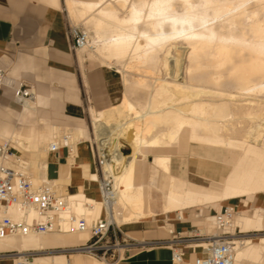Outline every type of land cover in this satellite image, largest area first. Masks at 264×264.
Segmentation results:
<instances>
[{
    "label": "bare ground",
    "instance_id": "6f19581e",
    "mask_svg": "<svg viewBox=\"0 0 264 264\" xmlns=\"http://www.w3.org/2000/svg\"><path fill=\"white\" fill-rule=\"evenodd\" d=\"M128 1L65 2L71 18L93 27V31L89 32L79 28L90 39L89 45L81 50L92 51L105 64L111 66L113 60L117 64L124 62L125 70L122 71L131 70L128 72L133 73L132 70L137 72L157 68L162 58L159 54L161 49L165 50L167 56L172 51L181 58V71L179 75H173V81L155 79L157 83L150 95L151 101L136 104L125 94L117 107L104 110L106 112L103 114L98 112L102 119L106 114L105 118L114 119V122L102 123L100 117L93 116L101 145L108 144L110 149L119 151V139L122 138L132 149V154L126 158L120 152L122 169L113 171L115 192L111 201L101 204L111 215L110 221L122 225L131 221L127 218L129 213L145 216L142 189L134 184L136 162L142 161L140 156L146 158L147 153L160 152L176 145L185 131L189 133L190 143L239 151L240 154L233 158V168L221 185L183 184L171 178L170 191L166 196L167 211L263 193L264 118L260 117V113L264 106L255 105L244 97L264 92V0H137V4H128ZM119 11L127 16L121 17ZM141 25L143 28H140ZM169 63L165 60L162 70H167ZM172 74L170 72L167 76ZM123 79V84H127L130 78L124 76ZM135 82L149 85L142 79ZM227 82L235 93H225L220 89ZM210 92L212 95L208 96ZM209 102V105L216 106L218 118L215 120L210 119L206 105ZM231 111L239 117L231 115ZM231 116L239 118L244 125L231 123ZM244 122L251 125L245 126ZM1 137L13 144L11 139ZM57 138L58 135L53 137L48 151ZM76 143L71 135L70 144ZM154 164L168 175L171 156L155 154ZM26 170L32 174L36 185L48 180L41 173L37 174V180L28 168ZM75 208L77 214L80 212L79 216L83 217L86 212L95 209H87L82 202L75 203ZM261 222V215L254 211L250 216L237 217L236 214L234 220L226 225L225 233L232 237L239 233L249 235L252 233L249 231L261 228ZM17 238H21L24 248L41 247L48 241L36 235ZM262 238L258 234L246 238L245 243L237 248L235 264L243 259L261 261L264 256ZM26 252L33 251L19 255ZM49 261L56 262L44 256L36 258L39 263Z\"/></svg>",
    "mask_w": 264,
    "mask_h": 264
},
{
    "label": "crops",
    "instance_id": "0c3cea01",
    "mask_svg": "<svg viewBox=\"0 0 264 264\" xmlns=\"http://www.w3.org/2000/svg\"><path fill=\"white\" fill-rule=\"evenodd\" d=\"M59 7V0H0V60L8 74L12 72L20 74L24 67L22 62L30 58H45L46 56L48 62H54L63 68L66 67V69H54V72L64 77L69 75L73 77V74L67 68L74 67L76 60H79L81 63L87 60L84 58L78 59V57L76 59L75 52L71 48L70 27L65 14ZM78 77H81V75H78ZM95 78L100 83V86L104 83L105 87L101 86L100 91L92 93L90 101L96 103L98 109H103L116 102L115 94L112 92L114 83L105 70H102ZM19 79L27 80L25 77ZM66 91L69 99L70 97L75 98L77 96L76 88L71 83L66 86ZM45 103L46 98L43 95V91L38 92L35 100L22 106L15 100L12 89H3L0 92V134L13 141L14 147L19 151L17 153L18 160H20L21 164L25 162L34 175L36 173L45 174V178L55 182L61 192L69 196L71 200L81 199L82 201H89L94 204L96 206L94 207V211L88 212V215L85 214V218L89 220L92 215L100 212L101 202L99 200L101 199V195L99 190V171L93 157L91 145L88 142L89 136L86 127L84 128L82 125L73 126L72 133L82 136L83 140L77 139L79 145L75 148V156L70 157L66 150H61L59 153L54 154L44 149L46 143L51 140L52 131L56 130L57 133L59 132L60 129L58 127L42 130L34 127L26 134L19 131L12 123V117H17L23 122L29 121V119L34 117L39 108L46 105ZM73 104L78 105L75 102L65 101L64 109L71 116H78V109ZM24 154L26 158L23 157ZM142 163L143 160L136 162L134 184L142 189L145 215L149 213V215H153L155 218L152 220L140 218V222L122 224H135V226L127 228L125 232L132 235L135 238L134 240L145 242L146 246L131 249L129 256L119 264H172L170 249L168 247L152 245L151 243L169 240L173 238L174 234L181 236L191 235L203 228L204 219L203 214L198 218L197 211H188L200 205H194L191 208L188 207L183 210L167 211L168 203L166 196L170 191L171 184L167 189L166 183H170L171 178H175V180L182 183L192 182L203 186L209 185V183L221 185L227 179L232 169L226 174L224 164L220 160L212 159L210 156L205 155L173 158L168 175L160 171L154 164L155 170L163 173L166 181L159 188L165 198L163 213L157 215L152 208L153 204L156 203L152 193L148 192L147 196L145 194V189L148 185L143 178L145 176V172H143L144 167H146L145 165L142 168L141 180ZM146 174L148 176V173ZM151 174L148 177L149 179L153 177V174ZM251 198H255L256 200L257 208L254 212L261 215L262 222L259 230L249 232L264 231V192L247 198L227 201H238L236 202L238 206L235 209L237 217H244L246 214L250 216L253 212L248 215V211L242 209L247 203L244 201V204H242V201ZM212 212L210 210V213ZM180 214L182 215V220H178ZM104 216V211H101L99 217L103 218ZM212 218L213 216L210 218L211 221ZM213 229L214 223L207 227L206 232L213 234ZM173 231L174 234L171 235ZM122 233L124 234V232ZM53 235L64 237L61 240L58 238L52 239L47 241L46 245L38 247L48 246L46 249L52 250L68 248L88 240V238L85 239L86 235H79L77 237L67 234ZM256 237L261 238L259 236ZM66 243L70 244L66 245ZM23 249L21 238L7 239L0 242V264H15L14 257L8 255V253L19 252L22 254L24 252ZM194 249L197 255H201V250L198 247ZM263 253L264 250L262 251ZM191 255V253H186L185 257L189 258ZM44 257L53 259L60 264L68 263L64 255ZM70 264L100 263L98 261H87L79 255H72ZM238 264H264V256L261 261L243 259Z\"/></svg>",
    "mask_w": 264,
    "mask_h": 264
},
{
    "label": "built area",
    "instance_id": "2783aa9c",
    "mask_svg": "<svg viewBox=\"0 0 264 264\" xmlns=\"http://www.w3.org/2000/svg\"><path fill=\"white\" fill-rule=\"evenodd\" d=\"M71 48L74 52L89 45V36L79 28L70 30ZM10 88L14 92L15 100L22 106L25 101L35 99L30 87L9 76L0 60V92ZM71 134L58 136L49 151L57 154L61 150L70 151L69 156H75V148L79 144H70ZM93 157L99 171V186L102 203L111 201L115 192V178L113 171H119L120 152L110 149L108 144L90 143ZM121 155L122 152H121ZM119 158V159H118ZM61 192L59 186L50 180L36 185L29 173L18 160L14 145L3 140L0 135V241L10 238L27 237L30 235L45 236L51 234H67L72 236L87 235L88 240L73 247L49 250L43 255H64L70 264L73 254L90 257L100 264H119L129 256V251L136 247L146 246L145 242H138L126 236L117 224L110 221L111 215L104 207L103 218L88 220L76 213L75 203ZM84 207L93 209L94 204L83 202ZM203 211L197 213V217ZM237 211L226 206L220 213L213 216L218 233L208 234L204 228L191 235H176L173 238L152 245L168 247L171 252L172 264H235L237 248L245 243V239L258 234L262 236L264 246V231L252 232L249 235L238 234L232 237L225 233V227L234 220ZM182 215L178 220H182ZM205 244V246H203ZM200 246L202 254L197 255L195 247ZM186 253L191 257L186 258ZM15 264H57L54 261L46 263L36 262L39 253L10 252Z\"/></svg>",
    "mask_w": 264,
    "mask_h": 264
},
{
    "label": "rangeland",
    "instance_id": "374dc122",
    "mask_svg": "<svg viewBox=\"0 0 264 264\" xmlns=\"http://www.w3.org/2000/svg\"><path fill=\"white\" fill-rule=\"evenodd\" d=\"M59 1H60L59 9H61L63 11V13L65 14V17L67 19L70 30L72 28H83L87 32L93 31L92 30L93 27L91 24H88L89 25L88 26L87 24L85 25V22H83L81 20L71 18V16L68 14V11L66 8V4H65L66 0H59ZM135 1H137V0H130V1H128V4L136 3ZM125 11H126V9H125ZM119 15L121 17L127 16V14H125L122 11H119ZM140 28H143V26L141 25ZM159 54L162 58H160V56H158L160 58L159 59L160 64L158 65L157 68L150 67L151 69H149L147 71L141 70V71H137V72L135 70H132L133 71V73H132V72H128L131 70H128L127 72L122 71V69H124V62L117 64V62L115 60H113V61H111L112 65L110 66L108 64L103 63V60L99 59L98 56H96L94 53H92V51L80 50V51L75 52L76 59L78 57V59L84 58L87 60L82 62V63L79 62V60H76V64L74 65V67H68L67 68V70L73 74V77L70 75L64 77V76H61L59 73L54 72V69H64V68L66 69V67L63 68L61 65H58L54 62H48V60L46 59V56H45V58H41V57L30 58L29 60L22 62L23 66H24L22 69V73L18 74V73L12 72V73H9V76L13 77V79H15V80L22 81L28 87H30L32 89L33 93L35 94V98L38 96V92L43 91V95L46 98V103H45L46 105L44 107L42 106L41 108H39V110L35 113L34 117L29 119V121L23 122V121H20L17 117H12V123L19 131H21L22 133H26V134H28L30 132V129L34 128V127L36 129H39V130H42L45 128L58 127L60 129L59 132L57 133L56 130L52 131L51 138H50L51 140H49L46 143V146L44 147L45 150H48V144L53 141V137L55 135L59 136L61 134L70 133L73 137L74 142H79L77 140L79 138L81 139L80 141H82L83 140L82 136H79V135L72 133L73 132L72 128L75 125H82V126H84V128L86 127V129L88 131V136H89V139H88L89 143H91V142L98 143V141H99L98 131H97V128L95 125L94 117L99 118L100 114H101L100 112H102V114H103L104 110L108 111L112 107H117L121 103V101L123 100L122 97L125 94L128 96V98L132 102H134L136 104L137 103L145 104V103L152 100L150 95L152 94L153 89H155V85L157 83L155 81V79L163 78L167 81H173L174 80L173 75L174 74L176 76L179 75V72L181 71L180 67H182L181 58H180L179 54L177 52L170 51V54L167 56L165 54L164 49H161ZM25 59H27V58H25ZM165 60L170 61V63H169V67H167V70L165 69V71H164V69L162 70V64ZM156 69H157V71H156ZM159 69H161V70L158 72ZM102 70H105L106 72H108L110 79L113 80L114 84L112 87V92L115 94L114 96L116 97V102L113 103L112 105H109L106 108L98 109L96 107V103L90 101V95H92V93H94L96 91H100L101 86L105 87L104 83L100 86V83H98V80L95 78L99 73H101ZM168 70H169V72H167ZM170 72L173 73L172 76H167V74L169 75ZM78 75H81V77H78ZM124 76H125V78L127 77V79L130 78L129 79L130 82L128 81L127 84H123V83H125L123 81ZM21 77H23V78L25 77L27 80H20L19 78H21ZM139 79L145 80L146 82H148L149 85L144 86L140 83H136L135 81L139 80ZM70 83L75 86L76 91H77V93H76L77 96L75 98L70 97V99H69L68 93L66 91V86ZM200 84H202V83H200ZM229 84L227 82V84H224L220 89L223 90L225 93H235V89ZM210 95H212L211 92L208 94V96H210ZM249 97H251V99ZM207 98H209V97H207ZM244 98L249 99L248 101L252 102L255 105L261 104L262 106H264V92H258V93L255 92V93L247 95V97L245 96ZM33 100H35V99H33ZM65 101H71V102H75L78 104V105L73 104V106L78 109V112H79L78 116H74V115L71 116L69 113H67L65 111V109H64ZM248 101L246 100V103ZM209 104H211V103L209 102L208 104H206V105H208V110L210 111L209 116H211V118L210 117L209 118L212 120H215L218 118V114H216L217 113L216 106L214 105L215 106L214 107V106H211ZM211 110L214 112H211ZM263 111L264 110H261V113H260L261 116L259 115L261 118H264V114H262V113H264ZM91 112H92V114H91ZM98 112L100 114H98ZM231 113H232L231 115H233L234 112L231 111ZM258 114H259V112H258ZM103 116H104L103 119L100 117L102 120V123H105V122L107 123V121L108 122H114L113 121L114 119H108V118L106 119L105 118V117H107L106 114H104ZM233 116L239 117L238 115H233ZM92 117H93V120H92ZM235 117L231 116L230 117L231 119L229 118L231 123L238 125V126H241V125L243 126L244 124L240 123L242 121L239 120V118H235ZM77 118L80 120H78ZM234 119H235V121L233 122L232 120H234ZM237 122H238V124H237ZM247 124L251 125L250 123L246 122L245 126H247ZM263 127H264V125H263ZM129 134H130V132H129ZM122 140H123L122 138L119 139V142H120L119 150H121L123 156L126 158L132 154V149L128 146V144L124 140L123 141ZM20 148L22 149V147H20ZM15 151L17 153L19 152L17 150V148L15 149ZM158 153L159 154H169L171 156V160L173 158H176V157H188V156H192V155L210 156L212 159L220 160L224 164V169H225L226 174H228L229 171L232 169L233 158H235L238 154H240L239 151H229L226 149H219V148H215V147H211V146H207V145L190 143L189 133H188V131H185L182 133L180 140L176 145H173L170 148H165L163 150H160V152L158 151V152H154V153H147L146 158L140 156V159L143 160L142 167H141V180H142V168H143V166L145 165L146 167H148V168L144 167V171H143V172H145V174H144L145 176L143 177L144 181L148 185V186H146L145 194L147 196L148 192L152 193L153 199L156 202L153 204L152 208L156 212L157 215L160 213H163L162 210H163V207L165 204V198H164L161 190H159V188L161 185L164 184V182L166 183L165 177L163 176V173L156 171L154 168V155L158 154ZM21 154H23V152H21ZM23 157L26 158L25 154ZM22 166L25 169L28 168V170H29V166L25 162H22ZM121 169H122V167H120L119 171ZM30 172H32V171H30ZM146 173H148V176ZM151 173L153 174L154 178L152 177V179H149L148 177L150 176ZM37 174L38 173L35 174V178H37ZM37 180H39V179L37 178ZM185 181H188V180H185ZM178 182H180V181H178ZM188 182H190V181H188ZM171 183L172 182L166 183L167 189ZM183 184H189V183H183ZM210 185H211V183H209V185H204V186H210ZM72 201H77L78 203L84 202L81 199H72ZM99 201L102 204V198ZM244 201L247 203V205L242 209L247 210L248 214L252 213L257 208V205L255 203V201H256L255 198L243 200L242 204H244ZM229 203H231V204L229 205ZM226 206L233 207L234 209H236L238 204L236 203V201H228V202L226 201V202H219L216 204H206V205H202V206L200 205L198 207L191 208L188 211H193V212L197 211L196 213H199V211L203 210V219H204L203 228L206 229V231H207V227L210 224L213 225V222L210 220V218L212 216H214L215 213H220L223 210V208ZM94 207H96V206L94 205ZM210 210H212L213 212L210 213ZM101 211H104V213H105L104 207H101L100 212L98 214L95 213L94 215H92L89 218V220L99 218ZM86 214L88 215V212H86ZM130 214L131 213L127 214V216H128L127 218H129L131 220L128 223L137 222V221H139L140 218H146V220H152L155 218V217H153V215H149V213H147L145 216L144 215L134 216V215H132V214L130 215ZM78 215H80V212H78ZM117 226L122 232H124V234L126 236L130 237L131 239H135L132 235L127 234L125 232V230L127 228L133 227V226H135V224H130V225H119V224H117ZM213 233H218L217 227L215 224H214ZM40 237L45 239V240L50 241L52 239H57V238L59 240H61L64 236L45 235V236H40ZM72 237H77V236H72ZM87 238H88V236L86 235L85 239H87ZM68 244H70V243H66V245H68ZM46 247H48V246H45L42 248L25 247L23 250H24V252L25 251H33V253L41 254L38 257L50 256V255H43L42 254V253L48 252L49 250H52V249H46ZM261 248L264 250L263 244H261ZM80 256L83 257V259H86L87 261L95 262L94 259H92L90 257L82 256V255H80ZM38 257H36V258H38ZM57 264H60V263H57Z\"/></svg>",
    "mask_w": 264,
    "mask_h": 264
}]
</instances>
